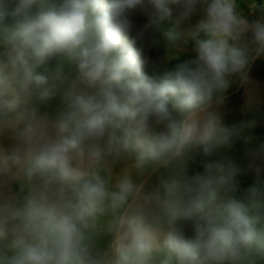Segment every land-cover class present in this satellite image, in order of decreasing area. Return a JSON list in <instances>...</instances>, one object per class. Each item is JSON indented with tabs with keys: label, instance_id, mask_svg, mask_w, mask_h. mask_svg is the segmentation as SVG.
Segmentation results:
<instances>
[{
	"label": "clouds",
	"instance_id": "obj_1",
	"mask_svg": "<svg viewBox=\"0 0 264 264\" xmlns=\"http://www.w3.org/2000/svg\"><path fill=\"white\" fill-rule=\"evenodd\" d=\"M253 13L233 0H0V27L13 21L0 264H264V144L246 168L212 159L254 126H226L222 95L264 56V6ZM173 62L159 81L143 71Z\"/></svg>",
	"mask_w": 264,
	"mask_h": 264
},
{
	"label": "rangeland",
	"instance_id": "obj_2",
	"mask_svg": "<svg viewBox=\"0 0 264 264\" xmlns=\"http://www.w3.org/2000/svg\"><path fill=\"white\" fill-rule=\"evenodd\" d=\"M238 11L247 15H253V5L264 6V0H233ZM199 19V15L193 17V23ZM162 27L168 30L171 24L165 21ZM10 45H0V52L4 51ZM238 46L245 48L250 55H254L252 51L253 45L248 42L241 41ZM119 47H124L122 42ZM151 59H155L157 53L149 51L145 53ZM154 66L146 63L143 71L152 72ZM249 82L242 83L238 78H234L228 89L222 93L224 97V105L230 110L229 115L225 119V125L232 127L239 125L241 122H254V126L245 128L239 136L231 138L229 145L222 146L217 149L219 158H231L236 164L242 168H246L249 150H256L261 144H264V56L258 57L252 61L249 69ZM10 91L0 88V101L12 99ZM59 103L58 98L52 102V108ZM12 171L16 172L17 168L12 166ZM103 174V173H102ZM243 187H247L253 179V174L248 173L241 178ZM158 180L157 175L149 178L150 184H155ZM15 189L19 192L22 189V181L14 184ZM26 195V189L21 192Z\"/></svg>",
	"mask_w": 264,
	"mask_h": 264
},
{
	"label": "trees",
	"instance_id": "obj_3",
	"mask_svg": "<svg viewBox=\"0 0 264 264\" xmlns=\"http://www.w3.org/2000/svg\"><path fill=\"white\" fill-rule=\"evenodd\" d=\"M12 24H13V21L9 17V18H6L5 21L3 22V27H0V45H7V44L10 45V42H11L10 29H11ZM5 29H8V30H5ZM173 66H174V62L169 63L166 66H155L152 72H149V73H147L146 71L144 72L145 74L159 81L163 79L166 76V74L172 70ZM39 71H42V69ZM217 158H219V154H218V151L216 150L212 159H217ZM193 170H201V169H199L198 167H194ZM251 214L256 215V216L262 215L259 209L252 210Z\"/></svg>",
	"mask_w": 264,
	"mask_h": 264
}]
</instances>
